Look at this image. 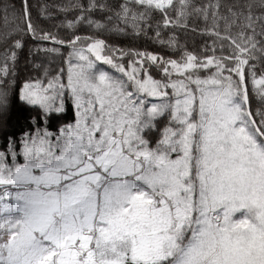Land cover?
I'll use <instances>...</instances> for the list:
<instances>
[{
    "label": "snow or ice",
    "instance_id": "6c2138e0",
    "mask_svg": "<svg viewBox=\"0 0 264 264\" xmlns=\"http://www.w3.org/2000/svg\"><path fill=\"white\" fill-rule=\"evenodd\" d=\"M0 264H264V0H0Z\"/></svg>",
    "mask_w": 264,
    "mask_h": 264
}]
</instances>
